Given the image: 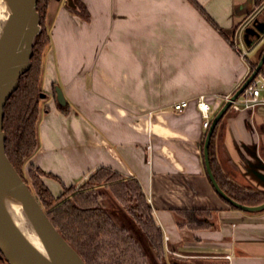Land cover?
I'll use <instances>...</instances> for the list:
<instances>
[{"label":"crops","instance_id":"1","mask_svg":"<svg viewBox=\"0 0 264 264\" xmlns=\"http://www.w3.org/2000/svg\"><path fill=\"white\" fill-rule=\"evenodd\" d=\"M62 1L49 8L52 43L43 84L63 90L69 113L48 99L29 164L50 175L43 180L55 196L101 167L139 181L163 230L168 264H264V210L233 208L214 188L197 105L207 95L215 115L226 103L216 95L234 94L248 78L250 66L232 35L237 30L234 42L252 57L264 43V34L246 43L251 26L244 23L255 0H194L212 11L223 32L190 0H81L89 19ZM109 23L115 45L104 51ZM100 58L113 64L100 65ZM184 100L189 107L176 111ZM214 153L230 180L264 193V107L229 109ZM197 210L211 226L190 222Z\"/></svg>","mask_w":264,"mask_h":264},{"label":"trees","instance_id":"2","mask_svg":"<svg viewBox=\"0 0 264 264\" xmlns=\"http://www.w3.org/2000/svg\"><path fill=\"white\" fill-rule=\"evenodd\" d=\"M74 1L78 6L80 5L78 4V2H80L79 0ZM190 1L200 8L203 14L223 32L203 7L194 0ZM51 2L52 0H38L37 9L41 16L42 31L36 38L34 44V54L31 59L32 65L31 68L21 76L18 89L12 94L4 108L5 116L3 129L6 133L7 155L24 180L23 167L26 161L35 154L39 147L37 125L41 112V101L44 98V91L41 88L42 59L46 46L50 44L52 40L47 27ZM262 2L263 0H255L257 6ZM86 18H90L89 13L86 15ZM263 53L264 47L259 51L257 59L254 62H250L253 67L258 65ZM251 72L252 69L248 77L251 75ZM260 73L263 74L264 71L261 70ZM240 87H238L234 93ZM55 94L57 95L56 88ZM58 106L65 114L69 113L68 102L64 106L58 103ZM218 125L211 139L210 160L219 185L231 198L241 204L249 206L262 204L264 202L263 192L255 191L235 183L230 180L216 164L214 140ZM205 138L202 142L203 151ZM30 168V172L35 180L36 198L39 200L58 231L82 256L86 264H148L147 255L137 238L127 227L118 226L111 213L100 206L97 197H94V195L89 193L91 191L86 189L89 181L93 182L94 186L99 184H108L110 186L116 199L120 200L128 207V212L138 222L146 242L150 243L160 258H164V233L153 215L152 207L139 181L133 178H126L113 169L101 167L93 174L89 175L88 181H84L81 185V190L75 191V185H72L70 187H65L60 195L55 196L45 182L40 180L32 171L42 173L43 176L50 175L34 166ZM130 192H135V196L131 195ZM94 194H96V192ZM97 196H99V194ZM222 199L224 198L222 197ZM133 201L135 204H131ZM228 204L236 208L230 203ZM189 220L191 223H194L195 226H211V222L206 218L205 211H191ZM0 264H9L1 252Z\"/></svg>","mask_w":264,"mask_h":264},{"label":"water","instance_id":"3","mask_svg":"<svg viewBox=\"0 0 264 264\" xmlns=\"http://www.w3.org/2000/svg\"><path fill=\"white\" fill-rule=\"evenodd\" d=\"M37 3L38 0H8L0 18V252L9 264H86L52 223L28 183L11 163L6 151L4 108L18 89L21 76L32 65L34 43L42 29ZM250 35L260 36V33L251 28ZM252 42V39H248L247 44ZM263 66L264 53L255 70L213 118L204 143L205 164L214 188L228 203L247 212L263 211L264 202L255 206L244 205L221 188L212 169L210 144L217 125L231 108L232 102L244 92ZM56 90L58 103L66 105L63 90L60 87H56ZM12 205H16L28 217L45 252L34 246L17 226L10 223Z\"/></svg>","mask_w":264,"mask_h":264},{"label":"rangeland","instance_id":"4","mask_svg":"<svg viewBox=\"0 0 264 264\" xmlns=\"http://www.w3.org/2000/svg\"><path fill=\"white\" fill-rule=\"evenodd\" d=\"M79 1L81 2V0H79ZM62 2L68 7V9H70L71 11H73L76 14L80 15L82 18H84V19L86 18V15L87 14L84 11V9H82L83 8L82 5H81L82 8L79 5L78 9H75V8L69 7L71 5V3H72V6L75 7V5L77 3L74 0H63ZM80 2H78V4H81ZM256 7L257 8H255L254 11H252L250 13L251 15H250L248 21L246 23H244V25L246 27L251 26V28H253V27L257 26L256 29L260 33V36H256L255 42H257V40H259L261 38V36L264 34V0H263V2L260 5H258V6L256 5ZM108 12L110 13L111 11H108ZM206 12L209 13L208 10ZM201 13H202V16L203 17H205L210 23L213 24V22L211 20H209L203 14L202 11H201ZM208 15L211 17L212 20L215 19V17H213L212 11H210V13ZM246 18H248V17H246ZM246 18H245V20H247ZM245 20H244V22H245ZM254 20H255V24L252 25V22ZM242 23H243V21L240 22L236 26V28H239L240 26H242ZM47 27H48L49 33L51 34V39H52V27L50 26L48 19H47ZM41 28H42V26H41ZM251 28L250 27L247 28V31H246V36L248 37V38H246L247 39L246 40V43H247L248 39H250L252 37L250 35ZM107 30H108V33L106 34V37L109 38V42L108 43L107 42L106 43L103 42V44H101V48L105 44V46L103 47V50L104 51L111 50V47H113V45H115L114 42H113V40L115 39L114 36H116V27L114 29L115 31L113 32V34L111 36H110L111 30H112L111 23H109V26H108V29ZM41 31H42V29H41ZM236 31L237 30H235L234 33H233V35H232V41H233L232 43H234V46L235 47L238 46L237 42H234V38H235ZM51 43H52V40H51L50 44ZM50 44H48L46 46V48L44 50V53H43V59H42L41 88L44 91V94H43V97L44 98L41 101V110H40L41 112H44L47 109L48 106H47L46 102L48 101V99H51L52 97H54V99H56L55 86L53 87L52 91H50V90L48 91L47 89H45L44 84H43L44 78H45L43 66H44V62H46V60H47L46 58H47V53L49 51ZM253 44L254 43L252 42L250 45L249 44L248 45L251 46ZM263 47H264V43L261 45V47L259 48V50L257 51V53L253 57H252L253 53L251 51H249L248 48H244L245 50H247L249 52V55H248L247 58H248L250 67L252 69V72L255 70V68L257 66L256 67H253L250 62H252V61L254 62L257 59L258 53L261 50V48H263ZM106 60H109L110 64H113L112 63L113 62V59H106V58H100V62L98 64L103 65L106 62ZM98 61H99V59H98ZM261 70L264 71V66L262 67ZM54 85H56V84H54ZM30 159H28L26 161V163H25V165L23 167V175H24V178H25L26 182L28 183V185L30 186L32 192L35 195L36 194V187H35V180H34V178L32 176V173L30 172V169H31L30 168L31 165L29 164L30 163ZM32 172L35 175H37L40 180L44 181L43 179H44L45 176H43L42 173H38L36 171H32ZM87 179L85 180L86 182L88 181ZM83 183H84V181L81 184H79V185H75L74 190L75 191L81 190L80 187H81V185ZM86 189L88 191H91L89 193H91L92 195H94V197H97V200H98L100 206H102L103 208H105L106 210H108L111 213V215L114 218V221L117 223L118 226H120V227H123V226L124 227H127L132 232V234L137 238V240L139 241L141 247L144 249L145 254L147 255V262H148V264H168L167 259L166 258H160L158 256L156 250L154 248H152V246L150 245V243L146 242V239H145V237H144V235H143V233H142V231H141V229L139 227L138 222L128 212V209H127L128 207L124 203H122L120 200L116 199V197L113 195V192H112V190H111V188H110V186L108 184H101V185L99 184L97 186H94L93 185V182H90L89 181L87 183V188ZM93 190H95V191H93ZM95 192H96V194H94ZM130 193H131V195L135 196L134 195L135 192H130ZM69 194H71V193H69ZM98 194H99V196H97ZM134 200L136 202L135 197H134ZM135 202L133 201V203L131 202V204H135ZM171 262L174 263V260H172Z\"/></svg>","mask_w":264,"mask_h":264},{"label":"built area","instance_id":"5","mask_svg":"<svg viewBox=\"0 0 264 264\" xmlns=\"http://www.w3.org/2000/svg\"><path fill=\"white\" fill-rule=\"evenodd\" d=\"M236 50L239 52L240 56L249 64L248 55L249 52L244 48L236 47ZM250 66V64H249ZM251 71V67H250ZM233 94L225 95L220 97L216 95L217 98H223L225 102L231 99ZM198 108L201 111L202 117L204 119V128L208 129L210 123L212 122L214 115L212 113V106L208 101V97L205 94H202L197 99ZM189 107V101L184 100L177 103L174 106V109L178 112H183ZM258 107H264V74L259 73L247 86L244 92L232 102L231 108L235 111H243L247 109H256ZM169 237L165 236V241L167 242Z\"/></svg>","mask_w":264,"mask_h":264},{"label":"bare ground","instance_id":"6","mask_svg":"<svg viewBox=\"0 0 264 264\" xmlns=\"http://www.w3.org/2000/svg\"><path fill=\"white\" fill-rule=\"evenodd\" d=\"M8 0H0V18L3 15L4 9L7 5ZM12 225L17 226V228L23 233V235L37 248L45 252V249L35 235L34 231L31 228L30 221L23 212H21L16 205L11 206V220Z\"/></svg>","mask_w":264,"mask_h":264},{"label":"flooded vegetation","instance_id":"7","mask_svg":"<svg viewBox=\"0 0 264 264\" xmlns=\"http://www.w3.org/2000/svg\"><path fill=\"white\" fill-rule=\"evenodd\" d=\"M256 29V28H255ZM257 30V29H256ZM56 100H57V95H56Z\"/></svg>","mask_w":264,"mask_h":264}]
</instances>
